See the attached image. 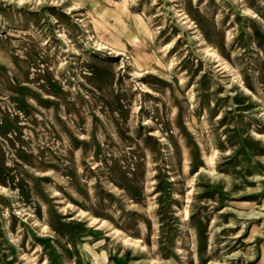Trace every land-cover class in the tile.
<instances>
[{"label":"rangeland","instance_id":"rangeland-1","mask_svg":"<svg viewBox=\"0 0 264 264\" xmlns=\"http://www.w3.org/2000/svg\"><path fill=\"white\" fill-rule=\"evenodd\" d=\"M0 264H264V0H0Z\"/></svg>","mask_w":264,"mask_h":264},{"label":"bare ground","instance_id":"bare-ground-1","mask_svg":"<svg viewBox=\"0 0 264 264\" xmlns=\"http://www.w3.org/2000/svg\"><path fill=\"white\" fill-rule=\"evenodd\" d=\"M101 40H103V39H101Z\"/></svg>","mask_w":264,"mask_h":264}]
</instances>
